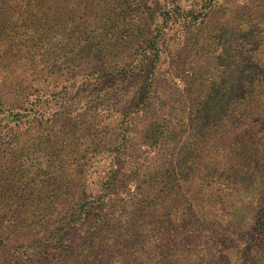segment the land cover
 I'll return each instance as SVG.
<instances>
[{"label": "rangeland", "instance_id": "1", "mask_svg": "<svg viewBox=\"0 0 264 264\" xmlns=\"http://www.w3.org/2000/svg\"><path fill=\"white\" fill-rule=\"evenodd\" d=\"M84 1L56 3L60 15L89 6L90 30L98 27L91 19L95 10L104 12L105 5ZM135 1H147L151 35H156L155 25L163 21L160 0ZM192 1L184 0V9ZM204 4L199 30L188 23L191 18L170 20L178 10L170 13L159 37L151 91L131 106L138 82L117 79L121 63L112 65L114 77H104L105 95L98 94L97 79L65 65L57 72L67 80L62 85L44 84L36 101L31 94L18 101L4 75L32 77L39 44L42 50L55 41L66 44L67 31H52L50 36H57L50 41L36 30L40 41L14 57L8 46L16 41L11 34L0 35V241L5 244L0 259L6 256L11 264H242L243 253L257 264L264 258V117L250 112L236 121L239 111H264V0ZM124 5L115 9L120 16L128 15ZM38 12L49 15L42 7ZM113 16L110 27L119 28ZM106 25L99 22V29ZM94 72L95 78L106 75ZM208 96L216 98L207 105H215L216 118L209 123L212 118L199 119L206 116L201 112ZM12 102L21 106L17 121ZM31 119L41 126L32 127L26 121ZM93 121L105 130L98 154L92 150ZM114 131L113 143L123 145L124 154L114 155L103 144ZM118 168L120 183L110 185L111 171ZM108 199L112 208L104 204ZM43 209L49 211L47 219L39 217Z\"/></svg>", "mask_w": 264, "mask_h": 264}, {"label": "trees", "instance_id": "2", "mask_svg": "<svg viewBox=\"0 0 264 264\" xmlns=\"http://www.w3.org/2000/svg\"><path fill=\"white\" fill-rule=\"evenodd\" d=\"M78 1L83 2L84 0ZM214 1L216 0H193L189 5L190 7L187 9H184L182 6L184 0L157 1L156 5L162 10L163 21L162 25H155L157 34L151 35L150 26L152 22H150V19L152 16L147 11L149 7L144 8L147 1L141 2L130 0L124 2L103 0L105 11L100 12V9H97L95 10L97 13L91 18L93 23L98 27H93L88 30V0L84 1V4L88 7L85 8V10H82L79 14L66 11L62 15H60L57 9L58 6L56 2H58V0H0V35L11 34V40L16 41L15 44H10V46H8L9 52H12V57L16 56V53L25 46L28 48L26 51L30 52L29 47L32 42L40 41L39 37H41V35L35 34L36 30L46 32L45 40L50 41L55 40L54 37L57 36L56 34L54 37L50 36L51 34L49 33L52 31H57L56 33L64 32L65 30L67 31L66 44H59L55 41L50 45V48L45 47L43 50V42L39 44L40 50L38 51V56L40 54V58L38 56L35 57V66L31 73L32 77L18 78L14 75L12 77L4 75V79L7 81L9 88V93L18 101L27 100L29 94L36 95L35 97L31 96V102L36 101L40 91L39 89H42V85H50L54 82L62 85L64 81H67L61 74H57V72H62L66 65L73 69V72L82 71L81 74L84 75V77H88V80L97 79L99 81L98 84H101L99 88L101 92L98 94L102 96L107 93V88L102 85L105 81L104 77L113 76L115 71H112V65L114 63H121L120 71L122 70V73H117V79L120 81L135 80L138 82L133 89L137 94H135L129 102V105L131 106L135 104L137 100L142 99V96L143 98H146L148 89L151 91L150 86L153 83L152 75L154 67L160 58L161 48L159 47V37L164 33V24H168L167 21L169 20L170 13L178 10L170 20L173 19L176 21L178 18H183L182 20L185 21L187 18H191L188 19V23L192 21L194 24L192 26H195L194 28L199 30L204 23L203 20L206 16L205 10L207 9H205L204 3L209 2L213 4ZM173 2L176 3V6L171 8L170 4ZM124 4H128V6L124 8V10H128V15L123 12V15L120 16L118 12H115V9L116 7H119L121 10L123 6H125ZM219 4H222V2ZM131 5L133 7H131ZM41 7L44 8L49 15L40 14L38 10ZM134 10H138V12L130 16ZM196 14H199L202 17L198 19ZM113 15H117L120 25L119 28L110 27L115 20ZM103 17L106 19H103L102 21L101 18ZM99 22L105 25L107 24L104 30L99 29ZM67 23L69 24L67 25ZM253 26L254 23H252L250 27ZM21 28H23V30ZM4 52L5 51H3V53ZM43 52L46 56L45 62H42ZM3 57L4 56H0V59L4 60ZM128 66H130V68H128ZM94 71H100L102 74L106 75L95 78ZM50 72L53 73L46 76V74ZM61 89L65 90V86L61 87L60 90ZM145 92L147 93L145 94ZM211 100L213 102L216 98L208 96L205 99L206 108H204L201 113H206L204 114L206 116L203 117L200 115L199 117L200 120H206L208 117L212 118L207 121L208 123L216 118L214 115L215 105L210 104L207 106ZM9 106L14 111H16V108L21 107L17 106L14 102ZM256 109L259 108L256 107L249 109L248 111H239L236 121L240 118V123L243 119L248 117L247 114L250 112L252 115L261 116L262 114V117H264V111L262 109L256 111ZM18 111L19 110L13 112V116H16V121L20 114ZM29 111H31V109ZM94 116L95 115H91L90 117ZM38 120L39 119H31L26 121L28 123H33L31 124L32 127L38 128L41 126V121ZM257 121V118L253 120V122ZM89 124V130L92 134V150L95 152L94 154H98L102 148V140L104 138L105 130L95 121L89 122ZM113 136L116 139L118 132L114 131L111 135V139L103 144H109L108 150L114 153V155H119L121 153L124 154L123 145H114L112 139ZM118 172L119 168L111 171L113 180L110 182V185L112 183H120V180L117 177ZM107 197L112 199L110 195H107ZM109 201L110 199L106 200L104 204L107 205V208H112ZM42 211L45 213L39 216L40 219H47V213L49 211L47 209H43ZM0 245L5 244L0 241ZM240 257L242 259V264H255V261H248L243 253H241ZM0 264H11V261H6V256H1ZM257 264H264V258H259V263Z\"/></svg>", "mask_w": 264, "mask_h": 264}]
</instances>
